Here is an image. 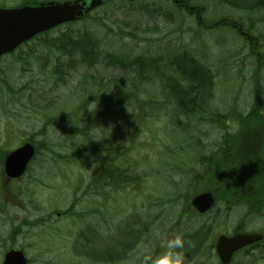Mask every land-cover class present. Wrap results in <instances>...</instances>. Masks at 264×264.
Segmentation results:
<instances>
[{
  "label": "rangeland",
  "instance_id": "374dc122",
  "mask_svg": "<svg viewBox=\"0 0 264 264\" xmlns=\"http://www.w3.org/2000/svg\"><path fill=\"white\" fill-rule=\"evenodd\" d=\"M23 1L0 0V6ZM189 1L200 7L202 25L176 11L171 0H144L148 12L142 14L114 1L92 13L98 25L57 27L0 59V263L6 251L17 249L29 264H144L146 250L155 259L168 239L181 235L184 264H219L205 241L238 224L264 231L263 209V215H247L231 198L197 217L191 197L207 187L231 189L232 158L230 152L219 160L204 155L196 164L187 155L188 144L214 147L222 130L235 133L249 122L246 113L264 112V9L247 13L216 1ZM221 19L242 25L257 45L237 30L208 28ZM84 29L100 49L91 68L79 53L58 51L64 36L76 43L87 35ZM107 54L128 69L109 65ZM135 58L147 68L129 67ZM175 61L188 67L177 69ZM192 68L211 72L213 117L189 120L181 102L197 108L190 99L195 95L184 96L185 102L170 94L173 84L192 85L184 74ZM73 116L74 128L68 124ZM26 141L39 147L37 154L23 176L7 180L5 156ZM105 163L112 189L94 195L91 176ZM118 170L142 178L126 177L132 185L120 187ZM130 222L144 229L142 235H127ZM198 232L201 238H193ZM231 264H264V247L234 256Z\"/></svg>",
  "mask_w": 264,
  "mask_h": 264
},
{
  "label": "water",
  "instance_id": "95a60500",
  "mask_svg": "<svg viewBox=\"0 0 264 264\" xmlns=\"http://www.w3.org/2000/svg\"><path fill=\"white\" fill-rule=\"evenodd\" d=\"M107 0H71L63 2H26L14 8L0 7V56L15 50L23 42L49 31L58 25L83 19L90 11ZM132 1V0H128ZM34 156L31 144H24L7 155L4 162L8 178L20 177ZM213 204L210 193H203L192 200L200 212L207 211ZM261 235H236L232 238L219 237L217 254L222 264H228L231 254L243 246L259 241ZM3 264H26L20 252L10 251Z\"/></svg>",
  "mask_w": 264,
  "mask_h": 264
},
{
  "label": "flooded vegetation",
  "instance_id": "af4514ba",
  "mask_svg": "<svg viewBox=\"0 0 264 264\" xmlns=\"http://www.w3.org/2000/svg\"><path fill=\"white\" fill-rule=\"evenodd\" d=\"M243 127H237L236 129V134L233 139V149L236 150V166L237 168L240 165L244 164H249L250 161H252V157H255V152L259 151L261 152L264 149V130L263 129H247L243 130V133H240L241 129ZM243 151H244V161L243 159ZM256 161H254L255 163ZM237 178H236V185H235V195H236V203L243 204V205H248V204H253L255 205L258 209L263 208V213H264V192L260 193H252L249 192L250 186L249 180L250 177H243L239 175V171L237 170ZM244 180V181H243ZM110 185V180L108 181ZM241 183H245V185H241ZM97 188V186H94ZM247 190V191H246ZM263 190H264V180H263ZM251 210L250 208H247ZM247 211V210H246ZM263 213H258L257 215H263ZM246 214V213H245ZM206 215V214H205ZM205 215H200L197 216L199 218H203ZM236 230L240 233H260L261 231L255 230V231H247L245 229L244 224H238L235 227ZM264 235V231H263ZM197 236V233L195 234V237ZM256 245H262V243H255L252 246L246 247L242 250H239L236 254H245L248 251H253V247ZM215 246L216 242L212 239L210 241H205V247L208 248L209 250L215 252Z\"/></svg>",
  "mask_w": 264,
  "mask_h": 264
},
{
  "label": "trees",
  "instance_id": "16d2710c",
  "mask_svg": "<svg viewBox=\"0 0 264 264\" xmlns=\"http://www.w3.org/2000/svg\"><path fill=\"white\" fill-rule=\"evenodd\" d=\"M221 2L226 1L225 3L229 2V0H219ZM240 2H249V0H239ZM258 1L257 4L258 6L262 7L264 6V0H256ZM121 4L124 3L122 1H120ZM118 2V3H120ZM134 3H130L129 6H133ZM264 8V7H262ZM96 18V17H95ZM92 18L90 16L87 17V19H89L90 22H97V19ZM87 33V35L84 33L82 34V36L80 38H78L76 43L72 42V39H70L69 36H64V38L66 39V41H64V43H62V41H59L61 44V49L58 48V51L63 52L64 54H68V55H75L77 53H79L81 55V61L88 67L91 68L96 62H98V42L97 40L93 39L89 33L87 31H85ZM70 39V40H69ZM45 41V40H44ZM68 48V49H67ZM176 63H178L176 61ZM113 64H116V62H114ZM118 66V65H116ZM205 72L203 71L202 74L200 72V70H196V71H191L190 73H187L189 76V80H191V82H193L195 85H188V87L186 89H183L182 91H179L183 96H192L195 95L194 97H191V99L193 101L196 100V96L200 93V90L205 86V83L208 84V86L211 85L212 83V77L210 78L208 76V78L206 76H204ZM185 74V73H184ZM202 90H206V89H202ZM75 116L72 117V119H74ZM73 157L78 160V158H81V153L76 149L75 153L73 155ZM233 169V166H232Z\"/></svg>",
  "mask_w": 264,
  "mask_h": 264
},
{
  "label": "clouds",
  "instance_id": "9594fccd",
  "mask_svg": "<svg viewBox=\"0 0 264 264\" xmlns=\"http://www.w3.org/2000/svg\"><path fill=\"white\" fill-rule=\"evenodd\" d=\"M184 241L181 235L166 241V250L155 259L151 254L145 251L144 264H184L185 257L178 249H183Z\"/></svg>",
  "mask_w": 264,
  "mask_h": 264
}]
</instances>
